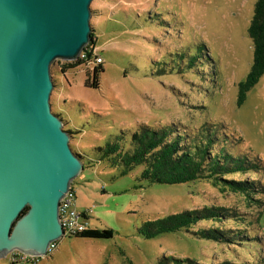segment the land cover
<instances>
[{"label":"rangeland","instance_id":"1","mask_svg":"<svg viewBox=\"0 0 264 264\" xmlns=\"http://www.w3.org/2000/svg\"><path fill=\"white\" fill-rule=\"evenodd\" d=\"M255 2H91L94 51L103 60L99 86L86 85L88 77L92 81L93 62L62 71L63 64L75 61L56 59L51 64V104L65 129L77 131L70 145L85 157V168L72 185L77 208L89 210V227L111 228L113 236L64 235L35 263L15 264H264V192L246 193L232 183L252 181L264 187V169L229 173L216 183H150L140 177L141 166L120 175L94 151L120 130L136 131L140 125L191 136L207 125L219 139L227 135L234 155L264 165V73L237 103L238 83L252 63L248 28ZM204 207L222 208L226 215L152 238L138 232L147 220ZM213 228L231 239L195 234ZM244 234L254 240H244ZM11 258L10 253L0 264Z\"/></svg>","mask_w":264,"mask_h":264},{"label":"water","instance_id":"2","mask_svg":"<svg viewBox=\"0 0 264 264\" xmlns=\"http://www.w3.org/2000/svg\"><path fill=\"white\" fill-rule=\"evenodd\" d=\"M93 0H0V259L42 257L64 236L60 203L84 169L52 111L51 64L92 44Z\"/></svg>","mask_w":264,"mask_h":264},{"label":"trees","instance_id":"3","mask_svg":"<svg viewBox=\"0 0 264 264\" xmlns=\"http://www.w3.org/2000/svg\"><path fill=\"white\" fill-rule=\"evenodd\" d=\"M248 33L253 44V57L247 76L238 83V104L245 100L247 93L257 84L264 73V0H256L255 2ZM91 35L93 36L92 44L85 47V59L63 64L62 71L95 59L94 44H96L97 39L95 33ZM192 64L195 65L192 62L189 66ZM102 72V63L94 66L92 81L88 77L86 85L97 88L99 86L98 79ZM68 131L71 134L77 132ZM223 136V139H219L218 135L207 125L204 131L202 130L193 136L174 128L171 130L168 127L140 125L136 131L120 130L118 136L110 138L104 146L95 147L94 151L99 160L105 159L109 165L117 167L120 170V175H125L135 167L141 166L140 177L150 183L177 184L199 179H213L216 183V180H219L221 176L229 173L249 171L256 173L264 169L260 160L252 161L234 155L227 147L230 146L229 142L227 144V135L224 134ZM126 142H129L127 147ZM77 154L84 161L85 157L78 152ZM85 165L84 162V168ZM73 183L74 181L71 184L72 189H74ZM232 183L235 189L246 193L250 190L264 192L263 186L259 187L252 181H232ZM83 211H88V216L85 215L86 218H89V210ZM224 215H226L224 209L216 207L183 210L169 213L162 218L147 220L138 227V232L147 238H152L161 233L188 231L189 227L202 219H220ZM224 233L213 228L201 229L195 234L206 239L229 241L230 236L224 237ZM244 235L240 237L244 240H254L252 237H247V234ZM72 236L107 239L113 236V230L111 228L88 227ZM11 255L14 256V252ZM36 261L34 260L32 263ZM16 262L10 261L9 263Z\"/></svg>","mask_w":264,"mask_h":264},{"label":"built area","instance_id":"4","mask_svg":"<svg viewBox=\"0 0 264 264\" xmlns=\"http://www.w3.org/2000/svg\"><path fill=\"white\" fill-rule=\"evenodd\" d=\"M85 57H86V52L83 51L78 59H85ZM92 62L95 66H97L99 63H103V60L100 56L97 55L94 60L92 59L89 62L88 61L86 62L87 66L92 64ZM59 213H60V222L64 230V235L72 236L89 227L87 221L88 218H86V215L88 216L89 213L88 211L86 212L83 210H79L77 208L76 196L72 187H70L69 191L62 198L60 203ZM55 245L56 242L50 244L49 252L55 247ZM38 258L39 257L37 256L25 255L21 252L16 251L14 252V256H12L10 261L16 262V261L26 260L32 262L34 260H37Z\"/></svg>","mask_w":264,"mask_h":264},{"label":"crops","instance_id":"5","mask_svg":"<svg viewBox=\"0 0 264 264\" xmlns=\"http://www.w3.org/2000/svg\"><path fill=\"white\" fill-rule=\"evenodd\" d=\"M86 210V209H85ZM10 264V263H9ZM13 264H15V263H13Z\"/></svg>","mask_w":264,"mask_h":264},{"label":"clouds","instance_id":"6","mask_svg":"<svg viewBox=\"0 0 264 264\" xmlns=\"http://www.w3.org/2000/svg\"><path fill=\"white\" fill-rule=\"evenodd\" d=\"M13 253V252H12Z\"/></svg>","mask_w":264,"mask_h":264}]
</instances>
